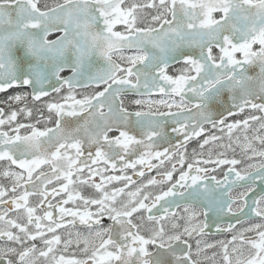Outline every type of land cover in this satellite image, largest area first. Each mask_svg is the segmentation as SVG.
<instances>
[{
  "label": "snow or ice",
  "instance_id": "obj_1",
  "mask_svg": "<svg viewBox=\"0 0 264 264\" xmlns=\"http://www.w3.org/2000/svg\"><path fill=\"white\" fill-rule=\"evenodd\" d=\"M0 94V264H264V0H0Z\"/></svg>",
  "mask_w": 264,
  "mask_h": 264
},
{
  "label": "flooded vegetation",
  "instance_id": "obj_2",
  "mask_svg": "<svg viewBox=\"0 0 264 264\" xmlns=\"http://www.w3.org/2000/svg\"><path fill=\"white\" fill-rule=\"evenodd\" d=\"M49 2L51 3L52 0H49ZM119 27V26H118ZM65 75H67V73H65ZM30 91V90H29ZM6 98L4 96V94H0V99H4ZM154 99H157L159 97H153ZM44 99H47V98H44ZM41 102H33L31 101V99H29V105L32 106L33 104H39ZM127 103V102H126ZM22 122H24V118L23 117H20L19 118ZM233 118H229V120H231ZM226 142V141H225ZM195 147V143H192L189 145V152H191L192 148ZM239 151V150H237ZM229 155V158H231V153L228 154ZM151 175V174H149ZM217 176L218 178H222V173L221 172H217ZM135 178V177H134ZM257 185H259V181H257ZM242 189H236V191H241ZM257 191H259V188H257ZM249 197H251V194H249ZM225 226H227V224L229 223H235V221L233 219H231L230 216H225L222 221H221ZM254 222H258V221H254ZM105 223H110L109 221H105ZM208 232V235L206 237H204V239L208 240V242H213L215 240H221V239H227V238H230L229 236H227L226 234H217L216 233V230L215 228L211 229V230H206ZM197 239H199V237H196ZM190 243H192L193 245V250H195V240H190ZM209 255H211V252H209Z\"/></svg>",
  "mask_w": 264,
  "mask_h": 264
}]
</instances>
